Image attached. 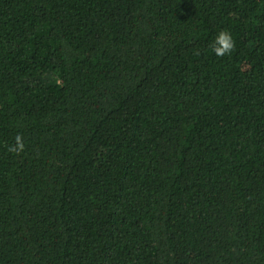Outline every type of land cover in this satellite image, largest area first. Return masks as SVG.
<instances>
[{
    "label": "trees",
    "instance_id": "obj_1",
    "mask_svg": "<svg viewBox=\"0 0 264 264\" xmlns=\"http://www.w3.org/2000/svg\"><path fill=\"white\" fill-rule=\"evenodd\" d=\"M0 264H264V0H0Z\"/></svg>",
    "mask_w": 264,
    "mask_h": 264
},
{
    "label": "clouds",
    "instance_id": "obj_2",
    "mask_svg": "<svg viewBox=\"0 0 264 264\" xmlns=\"http://www.w3.org/2000/svg\"><path fill=\"white\" fill-rule=\"evenodd\" d=\"M234 48L235 41L232 34L227 30L220 31L210 44V49L218 57L230 55ZM8 151L17 155L25 151V144L21 135L15 137V143L9 146Z\"/></svg>",
    "mask_w": 264,
    "mask_h": 264
}]
</instances>
